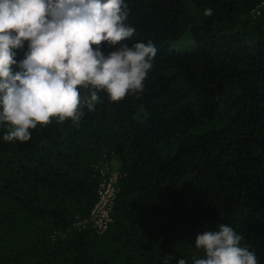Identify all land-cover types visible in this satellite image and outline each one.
Returning a JSON list of instances; mask_svg holds the SVG:
<instances>
[{"label":"trees","instance_id":"16d2710c","mask_svg":"<svg viewBox=\"0 0 264 264\" xmlns=\"http://www.w3.org/2000/svg\"><path fill=\"white\" fill-rule=\"evenodd\" d=\"M263 1L125 0V42L158 50L144 91L100 92L79 127L54 119L27 142L0 126V264H191L197 234L219 224L264 264V10L251 14ZM103 160L119 180L99 236L75 224Z\"/></svg>","mask_w":264,"mask_h":264},{"label":"clouds","instance_id":"9594fccd","mask_svg":"<svg viewBox=\"0 0 264 264\" xmlns=\"http://www.w3.org/2000/svg\"><path fill=\"white\" fill-rule=\"evenodd\" d=\"M125 0H0V126L3 140L27 142L30 130L55 119L79 127L85 109L144 91L157 48L129 45L135 28ZM212 15V9L204 11ZM17 62L14 50L23 49ZM108 51L105 52L104 49ZM17 69L13 70V67ZM197 234L191 264H258L231 226ZM165 256L163 264H170ZM176 264H188L184 258Z\"/></svg>","mask_w":264,"mask_h":264},{"label":"built area","instance_id":"2783aa9c","mask_svg":"<svg viewBox=\"0 0 264 264\" xmlns=\"http://www.w3.org/2000/svg\"><path fill=\"white\" fill-rule=\"evenodd\" d=\"M260 10H264V1L259 3L251 12L252 15L258 16ZM102 163L99 166V173L102 176L97 189V199L94 203L88 220L80 221L75 224V227H84L86 223L91 224V228L96 235H103L112 222L111 209L116 199L118 192V180L119 174L116 170H113L110 175L105 178V172L107 170V162L105 160L99 162Z\"/></svg>","mask_w":264,"mask_h":264}]
</instances>
